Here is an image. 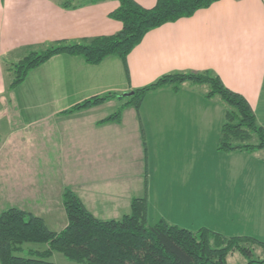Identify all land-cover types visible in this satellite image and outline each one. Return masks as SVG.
Here are the masks:
<instances>
[{
  "label": "crops",
  "instance_id": "1",
  "mask_svg": "<svg viewBox=\"0 0 264 264\" xmlns=\"http://www.w3.org/2000/svg\"><path fill=\"white\" fill-rule=\"evenodd\" d=\"M134 1L146 9L156 3ZM58 2L0 0V101L11 119L0 139V213L19 209L58 233L67 225L61 196L69 189L97 220L121 219L131 213L133 199L147 195L149 222L164 219L177 226L168 200L175 197L159 180L155 193L149 183L158 150L172 156L170 173L181 182L178 196L187 210L197 181L209 177L230 187L234 182L233 200L248 196V189L254 200L260 198L264 154L217 150L224 105L205 98L206 85L151 91L138 111L124 108L119 123L102 121L121 107V99L66 112L95 96L130 95L168 74L211 71L249 103L264 128V0H220L150 30L125 61L110 56L89 65L80 56H53L6 93L3 57L16 61L26 46L110 36L122 28L109 17L118 8L115 0H84L68 9ZM256 205L264 208V201ZM244 221L243 231L222 235L264 243V219L255 221L249 212Z\"/></svg>",
  "mask_w": 264,
  "mask_h": 264
},
{
  "label": "trees",
  "instance_id": "2",
  "mask_svg": "<svg viewBox=\"0 0 264 264\" xmlns=\"http://www.w3.org/2000/svg\"><path fill=\"white\" fill-rule=\"evenodd\" d=\"M63 8L84 0H57ZM118 8L109 17L121 23L119 32L110 36L77 41H57L26 46L16 61L2 58L6 93L14 90L29 71L60 54L80 56L89 65H98L110 56L125 61L144 36L153 29L193 16L220 0H156L146 9L134 0H115ZM206 85L205 98L218 97L224 105L217 150L222 153L253 155L264 151V128L259 125L249 103L227 89L211 71L173 73L154 83L121 96L107 93L79 103L66 113L88 109L113 99H121V107L104 122L119 123L124 108L140 109L146 95L169 86L178 92L181 85ZM67 217L66 227L58 233L50 231L44 221L30 213L8 208L0 213V264H54V253L77 264H228L229 255L237 253L245 264H264L255 251H264V243L249 236L227 237L209 229L190 231L164 219L154 224L148 220V200L133 199L131 213L118 220H97L69 189L62 193ZM44 245L35 250L26 245Z\"/></svg>",
  "mask_w": 264,
  "mask_h": 264
},
{
  "label": "rangeland",
  "instance_id": "3",
  "mask_svg": "<svg viewBox=\"0 0 264 264\" xmlns=\"http://www.w3.org/2000/svg\"><path fill=\"white\" fill-rule=\"evenodd\" d=\"M216 99L220 100L218 97ZM7 107L3 101H0V139L7 136L11 128V119L6 115ZM264 154V151L261 152ZM158 154V166L156 167V174L150 175L151 190L153 193L159 191L156 186V181L159 180V185H164L165 191H168L169 196L172 194L175 199L171 200L168 197L169 202L172 204L174 213H176L175 222L177 226L190 231H197L201 228L211 229L214 232L227 234L228 231L237 233L243 231L245 227L244 218L249 212L254 214L255 221L259 218L264 219V208L257 209L256 201H264V189L261 190L260 198L255 195V200L251 194L253 189L246 190V197H235L233 200L230 197L233 191L234 182H231V187L228 182H222L220 178L212 180L209 176L207 180L197 181L194 187V193L192 196V202L190 203L189 210L187 206L183 205L179 196L177 187L181 188V182L173 179V175L170 173V169L174 167V161L172 156L163 155V151H157ZM211 179V180H209ZM192 189V188H191ZM190 189V191H191ZM227 190L229 196H227ZM260 190V189H259ZM236 194L241 193V187L235 190ZM252 207L254 210H252ZM196 210V211H195ZM195 212V213H194ZM149 216V213H148ZM243 218V222L241 221ZM157 219V218H156ZM155 219V220H156ZM150 223V222H149ZM152 224V223H150ZM173 225V224H172ZM185 227V228H184ZM35 250H43L44 245H26ZM255 258L264 259V251L257 248ZM54 264H77L66 260L61 254L54 253L53 258L50 259ZM246 260L239 254L234 253L228 256V264H245Z\"/></svg>",
  "mask_w": 264,
  "mask_h": 264
}]
</instances>
